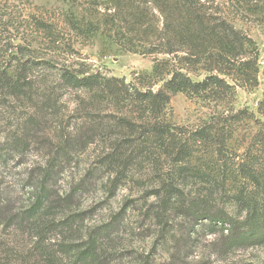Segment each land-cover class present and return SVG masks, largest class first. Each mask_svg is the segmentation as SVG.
<instances>
[{
	"label": "trees",
	"instance_id": "trees-1",
	"mask_svg": "<svg viewBox=\"0 0 264 264\" xmlns=\"http://www.w3.org/2000/svg\"><path fill=\"white\" fill-rule=\"evenodd\" d=\"M62 1L66 6L59 9L27 12L0 0V94L26 110L23 136L10 148L0 143V162L8 150L24 154L63 126L59 101L66 93H91V105L103 100L113 123L50 140L48 157L18 179L19 190L0 184V264H110L111 234L120 218L92 227L77 208L81 189L57 187L72 153L96 137L105 143L100 163L109 170V193L146 164L155 182L147 190L152 201L146 217L162 235L174 220H186L187 237L167 264L189 255L183 248L196 225L218 234L225 252L264 245V89L257 104L262 127L240 154L227 146L234 115L227 123L213 116L194 129L177 128L166 118L175 93L205 94L218 104L238 86H258L256 43L235 23L236 15L246 18L251 0ZM97 33L125 51L168 56L153 58L149 77L160 86L89 73L82 47ZM43 48L47 57L38 55ZM45 72L56 76L52 83Z\"/></svg>",
	"mask_w": 264,
	"mask_h": 264
},
{
	"label": "rangeland",
	"instance_id": "rangeland-1",
	"mask_svg": "<svg viewBox=\"0 0 264 264\" xmlns=\"http://www.w3.org/2000/svg\"><path fill=\"white\" fill-rule=\"evenodd\" d=\"M207 3L220 4L224 3V0H212ZM12 5H15L14 10L24 7L27 12L35 11L36 9H32L34 7L59 9L66 6L62 0H9V7ZM246 8V18H238L236 15L235 23L238 29L256 43L259 65L258 86L253 89L238 86L230 99L218 104L205 94L178 92L171 95L166 110L169 123L182 129H194L213 116L227 123L224 119L234 115L235 118L228 121L231 122L229 124L232 125L233 134L227 141V146L236 154H240L248 147L251 142L250 136L261 129L263 121L257 112V104L262 98L264 89L262 76L264 0H251ZM75 11L78 12L79 9ZM33 46L37 51L40 49L36 44ZM48 51L43 48L38 55L47 57ZM82 51L85 54V66L89 73L123 78L126 82L133 81L136 84L144 82V86H151L153 90L161 84V81L156 83L149 77L153 58L168 57L162 54L148 56L125 51L101 33L95 34L91 44L82 47ZM72 57L77 58L74 55ZM44 74H47L45 75L47 82L52 83L55 80L56 76L53 73ZM72 93L64 94L59 101L62 105L60 117L63 128L50 130L48 134L50 139L43 138L36 148L31 147L24 154L8 150L6 162H0L2 188L10 191L19 190L18 179L26 175L33 164L44 162L48 157L49 151L46 146L50 140L74 136L96 123L100 125L113 123V118L108 115L109 111L103 100L97 105H91L93 102L91 93L85 91L76 92L74 95ZM99 100L97 98L95 102ZM25 112L24 104L13 103L11 99L0 94V143L5 145V148H10L12 141L23 136L21 128ZM58 122H60L59 117ZM104 145V141L96 137L83 150H75L65 163V171L62 179L57 182V187L63 192L71 188L81 189L76 199L77 208L84 212L87 224L92 227L105 224L112 217H117L116 220L120 218L119 224L111 234L112 241L109 248L114 255L110 264H141L142 262L167 264L170 258L172 260L174 257L177 245L182 246V237H187L184 234L187 228L186 220L182 218L174 220L171 228H168L169 231L162 235L154 221L146 217L145 208L152 201L151 197H147V190L155 185L152 181L153 175L146 164H138L132 177L113 194L109 193L105 186L109 170L100 163V152ZM196 228L197 232L189 238L188 249L183 248L189 255L181 256L178 259L180 264H264V245L225 252L218 234H207L198 225Z\"/></svg>",
	"mask_w": 264,
	"mask_h": 264
}]
</instances>
